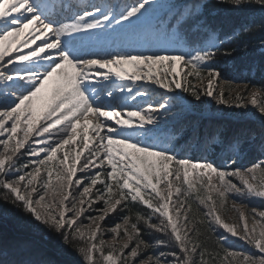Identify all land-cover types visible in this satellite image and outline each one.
<instances>
[{
	"label": "snow or ice",
	"instance_id": "obj_1",
	"mask_svg": "<svg viewBox=\"0 0 264 264\" xmlns=\"http://www.w3.org/2000/svg\"><path fill=\"white\" fill-rule=\"evenodd\" d=\"M224 2L264 8V0ZM223 42L200 0H0V201L31 215L84 264H264V210L237 207L264 201V159L242 167L241 140L225 145L218 135L220 158H195L187 153L197 145L178 152L168 131L185 95L250 105L264 117V86L245 83L231 97L236 82L212 66ZM176 61L188 69L183 82L153 75L152 66ZM142 63L143 77L125 67ZM142 79L154 87L125 82ZM138 98L146 99L130 103ZM233 211L240 223L224 219ZM117 212L122 223L105 225ZM154 232L164 238H146ZM109 233L125 243H107ZM232 237L253 251L233 249Z\"/></svg>",
	"mask_w": 264,
	"mask_h": 264
},
{
	"label": "trees",
	"instance_id": "obj_2",
	"mask_svg": "<svg viewBox=\"0 0 264 264\" xmlns=\"http://www.w3.org/2000/svg\"><path fill=\"white\" fill-rule=\"evenodd\" d=\"M176 2L181 3L182 0ZM200 2L203 4V18L207 26L224 41L219 46L220 51L212 66L221 72L223 78L235 81L236 85L245 86L246 83L249 87L264 86V27H261L264 25V8L255 4L234 7L224 0ZM246 26H252V30L243 31ZM225 50L230 51L231 55H223ZM144 99L138 98L130 103H142ZM184 99L192 101L187 95ZM168 131L173 134L178 152L187 144H196L187 153L195 158L206 156L218 160L223 149L211 139L218 135L225 145L237 137L241 140L240 151L244 152L240 158L242 163L239 164L242 167L264 159L261 154L264 126L248 118L203 117L185 112L176 122L168 124ZM136 208L144 211L140 205ZM116 215L123 213L117 212ZM146 238L155 240L164 237L154 232ZM0 259L31 260L36 264H82L81 256L62 244L59 237L49 232L44 225L36 222L20 207L3 201H0Z\"/></svg>",
	"mask_w": 264,
	"mask_h": 264
},
{
	"label": "rangeland",
	"instance_id": "obj_3",
	"mask_svg": "<svg viewBox=\"0 0 264 264\" xmlns=\"http://www.w3.org/2000/svg\"><path fill=\"white\" fill-rule=\"evenodd\" d=\"M91 3H98L97 1H92ZM23 38V37H22ZM41 41L37 40L36 44H39ZM35 45H33L34 47ZM27 51V50H26ZM125 67L127 68L129 73H133L135 71H139L140 75L143 77L147 74V72L149 71L148 67L145 64H141L140 69H133L130 65H125ZM187 68H184L182 71V62L176 61L172 64L171 67H168L167 65L162 66V65H154L151 68V71L153 73L154 76H161V78L163 77V75L165 73H167L169 79L173 78V73H176L177 75L175 76V79L181 80V82L184 79V74L187 71ZM207 78L203 79V80H198L195 83V86L197 88H203L207 86ZM136 83L138 85H144L145 87H154V85H152V82L150 80H139L136 81ZM219 87H223L226 90V96L229 95L228 90H227V85L221 81L219 84ZM47 89L49 91H51L52 89V84H49L47 86ZM244 89V85H236V87L234 88V90L231 91L230 96L231 97H235L236 95L240 94ZM255 90V89H253ZM154 99H158V97H153ZM202 101L203 102H195V101H188L187 99H183L182 101H178L176 102L177 106L174 109V113L177 114L175 119H169L168 120V124L174 123L176 122L179 118H181L183 116V114L185 112H193L196 113L200 116L203 117H207V116H212V117H228V118H248L250 120H253L254 122H256L258 125H262L264 126V117L261 116V114L255 109L252 108L250 105L248 108H238V107H225L223 105H218L216 103L215 100H212L210 98L207 97H202ZM245 103H248V101L246 100ZM43 106V105H42ZM41 106V107H42ZM91 119V117H90ZM261 129V128H260ZM82 131V129H80V127L78 126V132ZM94 133H92L89 130V136H93ZM29 143H31V141H29ZM77 144H79V136L77 137ZM94 144H89V148L94 147ZM27 147V146H26ZM71 150V148L69 149ZM262 152V156L264 157V147L261 149ZM21 151H24V149H22ZM244 151L241 150V155L238 159V163L241 162V156L242 153ZM75 155V152H73V156ZM84 155H87V152L84 153ZM27 157H23L21 159V163L26 162ZM81 160H83V157H81ZM242 163V162H241ZM41 175L44 176L45 172L44 170H42ZM78 175H80V173L78 172ZM161 188H163V185H161ZM93 191H95V189H93ZM251 202V204H250ZM245 205H241V204H237V207H241L243 211H245V214L248 215V210L250 208H257L258 210H264V201H261L257 198H251L247 201H245ZM102 205H97V207H101ZM230 206V205H229ZM224 219L226 220V222L228 223H240V221L238 220L237 216L238 214L236 212H226V213H222ZM120 215H116V214H112L109 219H107L104 224L108 225L110 222L112 221H116V222H120L122 223V221H120L118 219ZM249 224L251 225V218L249 217ZM85 225H87V221H85ZM94 227V225H93ZM222 231V230H220ZM105 240L107 243L112 244L115 243L117 246H119L120 244L125 243L124 239H120L117 238L116 240L112 239V234H108L105 236ZM229 243L231 244L233 249L236 250H247L249 252H252L253 249L250 248V246H248L244 241L239 240L236 237H232L229 241ZM166 250V249H165ZM82 261V262H81ZM81 263L84 264L82 258H81Z\"/></svg>",
	"mask_w": 264,
	"mask_h": 264
},
{
	"label": "bare ground",
	"instance_id": "obj_4",
	"mask_svg": "<svg viewBox=\"0 0 264 264\" xmlns=\"http://www.w3.org/2000/svg\"><path fill=\"white\" fill-rule=\"evenodd\" d=\"M25 51H26V49H25ZM49 84H51V82L49 83ZM48 84V85H49ZM48 85H46V87H45V89L44 90H42V92H41V97H42V99H40L39 101H38V106H42L45 102H46V100H47V98L50 96V94H51V91H49L48 89H47V86Z\"/></svg>",
	"mask_w": 264,
	"mask_h": 264
}]
</instances>
